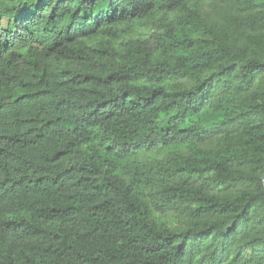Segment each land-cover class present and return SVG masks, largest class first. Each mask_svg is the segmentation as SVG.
Returning <instances> with one entry per match:
<instances>
[{
	"label": "trees",
	"instance_id": "16d2710c",
	"mask_svg": "<svg viewBox=\"0 0 264 264\" xmlns=\"http://www.w3.org/2000/svg\"><path fill=\"white\" fill-rule=\"evenodd\" d=\"M264 0H0V264H264Z\"/></svg>",
	"mask_w": 264,
	"mask_h": 264
},
{
	"label": "water",
	"instance_id": "95a60500",
	"mask_svg": "<svg viewBox=\"0 0 264 264\" xmlns=\"http://www.w3.org/2000/svg\"><path fill=\"white\" fill-rule=\"evenodd\" d=\"M262 182H263V185H264V176L262 177Z\"/></svg>",
	"mask_w": 264,
	"mask_h": 264
}]
</instances>
